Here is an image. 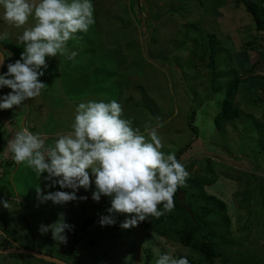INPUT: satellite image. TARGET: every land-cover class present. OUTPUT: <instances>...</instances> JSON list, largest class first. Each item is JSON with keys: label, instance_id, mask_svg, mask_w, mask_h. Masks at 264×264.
Listing matches in <instances>:
<instances>
[{"label": "rangeland", "instance_id": "1", "mask_svg": "<svg viewBox=\"0 0 264 264\" xmlns=\"http://www.w3.org/2000/svg\"><path fill=\"white\" fill-rule=\"evenodd\" d=\"M92 2L95 23L86 33L78 32L67 45L77 53L75 58L46 57L44 76L52 78L44 82L47 88L41 95L22 106L0 110V199L9 201L8 208L0 206V248L16 243L68 263L75 255L76 264H155L158 253L165 252L176 258L198 257L174 238L158 236L153 219L121 229L125 214L116 213L113 218L117 228L85 224L88 217L108 215L106 209L110 207L107 197L102 196L99 202L91 199L94 186L78 191V197H88L83 201L39 203L36 187L45 192L71 189H60L58 185L45 188V174L37 177L26 164H17L10 150L7 153L14 132H7L1 118L6 119L7 128L17 124L19 130L27 127L42 134L46 146H50L57 133L71 131L77 103L114 99L123 108L122 118L130 120L141 133L146 135V125L157 128L161 151L176 153L188 146L179 161L189 175L179 188L191 185L192 178L199 175L213 182L205 190L226 203L227 230L220 231L217 222L205 226L213 232L209 238L218 242L223 253L212 264H264V152L260 145V139L264 144V30L256 29L243 4L237 6L235 0ZM176 7L183 12L169 13ZM34 23L30 17L24 26L16 27L0 19V32L7 33L0 40V49L5 57L11 53L2 73L7 71V63L20 58L23 45L18 43V36ZM207 40L217 52L214 88L222 87L232 77L230 68L242 71L253 67V72L239 83L235 98L238 117L228 121L222 131L213 126L212 117L219 110L224 92L218 89L215 98L208 100L211 74ZM247 41L252 45L247 46ZM242 54L247 58L240 61ZM191 64L196 67L190 68ZM96 65H107L104 68L108 72L115 69L113 78L101 88L93 75ZM128 81H132L131 100L126 103L129 93L122 84ZM10 91L5 87L0 95ZM190 107L198 109L196 132L189 126ZM61 213L73 226L66 232V243L55 241L51 231H38L41 224L54 223ZM0 264L46 263L11 253L0 254Z\"/></svg>", "mask_w": 264, "mask_h": 264}, {"label": "clouds", "instance_id": "2", "mask_svg": "<svg viewBox=\"0 0 264 264\" xmlns=\"http://www.w3.org/2000/svg\"><path fill=\"white\" fill-rule=\"evenodd\" d=\"M0 9V19L16 27L24 26L30 17L35 20L18 36V43L23 45L20 58L7 63V71L0 73V89L11 90L0 95V110H6L41 95L47 88L40 79L48 68L46 57L74 59L77 53L68 49V42L78 32L86 33L95 20L92 0H0ZM6 36L0 32V40ZM7 57L0 51V64ZM122 117L123 108L117 100L87 99L76 104L71 131L57 133L50 146H46L42 134L27 127L15 133L8 142L12 159L26 164L37 177L45 174V188L58 185L60 189H71L45 192L36 187L39 203L83 201L88 197H78V191L94 186L91 199L99 202L103 196L110 203L108 215L99 218V225L112 226L113 214H125L121 229L134 228L150 216L159 218L173 209V196L189 173L174 152L161 151L156 127L146 125L145 135ZM161 204L163 210L158 209ZM0 206L8 208L9 201L0 199ZM72 228L61 213L54 223L41 224L38 231H51L55 241L66 243V232ZM155 264L189 261L186 255L176 258L165 252L158 253Z\"/></svg>", "mask_w": 264, "mask_h": 264}, {"label": "trees", "instance_id": "3", "mask_svg": "<svg viewBox=\"0 0 264 264\" xmlns=\"http://www.w3.org/2000/svg\"><path fill=\"white\" fill-rule=\"evenodd\" d=\"M139 2V0H136ZM237 6L243 4L244 9L247 13L250 14L252 18V22L256 26V29L264 30V0H235ZM142 9V8H141ZM183 12L182 9L179 8H171L169 13H178ZM208 41L209 47V57H208V69L211 74L210 76V96L208 100L214 99L216 90L222 89L224 92L223 99L221 100V105H219V110L214 112L212 117L213 119V126L217 129L222 131L228 121L234 120L238 117L239 109L236 105V94L238 91L239 83L241 82V78L249 73L253 72V67L250 68L246 67L242 71L237 68H230L228 71L233 73L232 77L227 80L226 82L222 83L220 88L216 89L213 87L217 76L215 75V59H216V50L211 40ZM252 41H247L245 44L247 46L252 45ZM120 44L116 46L117 49L120 48ZM127 49L130 48L129 45H125ZM122 60L124 56H121ZM247 55L242 54V58L239 59L240 61L246 60ZM96 64V62H94ZM117 64V63H116ZM194 65V64H193ZM192 64L190 68H193ZM107 65H96L94 71V78H96V84H99L100 88L101 85H104L113 78L112 74L114 70L111 72L106 71L104 68ZM117 66H120L117 64ZM233 66V65H232ZM108 67V66H107ZM116 71H118L116 69ZM112 73V74H111ZM124 75V74H123ZM122 75V76H123ZM132 81H128V83L122 84L123 87L128 89L129 95L126 96L125 102L127 103L131 100L129 86L131 85ZM120 84V83H119ZM134 88V87H133ZM132 88V89H133ZM103 92H106L105 90ZM206 100V101H208ZM204 101V102H206ZM203 102V103H204ZM199 104L200 106L197 107L198 109L203 105ZM191 108V107H190ZM197 109V111H198ZM192 114L188 117L189 118V126L191 127L192 131H198L197 126L195 123V114L197 111L196 109H192ZM1 137V136H0ZM1 139V138H0ZM1 141V140H0ZM1 145V144H0ZM261 150L264 152V144L260 139ZM1 148V146H0ZM188 146L185 145L181 147L176 153V158L180 159V156L183 152L187 150ZM213 182L209 179H206L202 176H196L192 178L191 185H186L183 188H177L174 196V207L173 209L168 212L165 211L162 216L159 218L149 217L148 219L154 220L155 232L158 236L168 238L172 237L178 241L179 244L188 248L189 250L195 252L198 257L192 258L187 256L189 264H212L213 260L216 258H221L223 253L218 248V242L212 240L209 237H213V232L211 230L206 229V224L208 222H217L222 230H227L229 224V218L226 215V203L218 198L217 196L213 195L212 193H208L205 190V186H211ZM158 209L163 210L162 204L158 205ZM98 218L95 217H88L85 220V224L92 225L96 227H101L98 223ZM104 227H113L117 228L118 225L115 223L112 226H104ZM103 228V227H101ZM16 256L20 257L21 255ZM73 264L75 263L76 257L73 255ZM39 260V259H37ZM40 262L46 264H54L50 262H46L43 260H39Z\"/></svg>", "mask_w": 264, "mask_h": 264}, {"label": "water", "instance_id": "4", "mask_svg": "<svg viewBox=\"0 0 264 264\" xmlns=\"http://www.w3.org/2000/svg\"><path fill=\"white\" fill-rule=\"evenodd\" d=\"M0 51H2V50L0 49ZM4 64H5V62H4ZM4 64H0V73H2ZM0 144H1V141H0ZM12 245L13 246L10 248H5V249L0 248V254L1 255H7V254L14 253V254H19V255L31 256L33 258L43 260L46 262H50V263H54V264H71V263L62 261L58 258H55V257L48 255V254H45V253H41V252H38L35 250L21 248L16 243H13Z\"/></svg>", "mask_w": 264, "mask_h": 264}, {"label": "crops", "instance_id": "5", "mask_svg": "<svg viewBox=\"0 0 264 264\" xmlns=\"http://www.w3.org/2000/svg\"><path fill=\"white\" fill-rule=\"evenodd\" d=\"M2 49V48H1ZM5 49V48H4ZM7 49V48H6ZM3 50V49H2ZM18 54V53H17ZM18 55H20V54H18ZM17 55V56H18ZM52 77L51 76H48V77H46V76H42V78H40V79H42V81L43 82H48V80H50ZM55 78V77H54ZM2 119V121H3V123H4V125H5V127H6V130H7V132L8 133H12V131L14 132V133H12V135H10L11 137H14V135H15V133L16 132H18V131H20L19 129H18V127H17V124H13V125H10V127L9 128H7V124H6V119H4V118H1ZM32 121H30L29 123H31ZM17 128V129H16ZM23 127H21V129H22ZM7 139H10V137H8ZM6 139V140H7ZM8 141V140H7ZM6 141V142H7ZM8 148V147H7ZM8 151H9V149L7 150V153H8Z\"/></svg>", "mask_w": 264, "mask_h": 264}, {"label": "flooded vegetation", "instance_id": "6", "mask_svg": "<svg viewBox=\"0 0 264 264\" xmlns=\"http://www.w3.org/2000/svg\"><path fill=\"white\" fill-rule=\"evenodd\" d=\"M1 140V139H0ZM1 152V151H0Z\"/></svg>", "mask_w": 264, "mask_h": 264}]
</instances>
